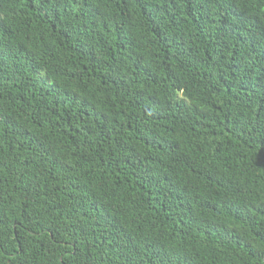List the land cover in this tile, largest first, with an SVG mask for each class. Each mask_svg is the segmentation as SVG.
<instances>
[{"label":"trees","instance_id":"16d2710c","mask_svg":"<svg viewBox=\"0 0 264 264\" xmlns=\"http://www.w3.org/2000/svg\"><path fill=\"white\" fill-rule=\"evenodd\" d=\"M0 264H264V0H0Z\"/></svg>","mask_w":264,"mask_h":264}]
</instances>
